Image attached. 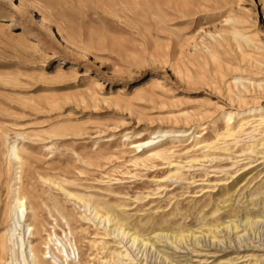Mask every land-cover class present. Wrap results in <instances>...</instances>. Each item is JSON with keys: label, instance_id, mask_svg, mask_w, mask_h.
Returning a JSON list of instances; mask_svg holds the SVG:
<instances>
[{"label": "rangeland", "instance_id": "rangeland-1", "mask_svg": "<svg viewBox=\"0 0 264 264\" xmlns=\"http://www.w3.org/2000/svg\"><path fill=\"white\" fill-rule=\"evenodd\" d=\"M233 32L251 39L249 45H254L243 50L264 67V0H0V212L16 183L15 165L4 154L16 144L25 163L23 188L43 211L47 232L58 218L55 204L66 206L76 219L77 209L58 188L46 185V176L69 179L76 185L65 187L80 194L110 192L108 200L126 203L133 219L144 225L139 230L143 234H198L202 224L264 215V169L259 163L264 148L256 142L257 156L241 155L250 142L246 135L241 141L218 142L211 151L215 160L210 156L191 164L192 154H185V148L193 138L174 141L171 160L185 165L179 182L158 181L172 168L164 162L153 168L134 166L126 146L130 141L123 138L184 130L212 141L215 122L222 131V113L264 106V91L256 89L246 101L234 103L225 85L211 76L220 61L225 84L234 87L237 77L251 86L264 84L263 69L239 60ZM214 55L220 59L208 62ZM152 79L159 86L145 97L142 92L150 93ZM183 113L192 118L187 125L174 119ZM235 158L246 159L236 165ZM248 163L253 166L244 171L241 167ZM242 174L249 176L243 185ZM77 221L72 227L80 233L83 263L104 264L109 251L92 242L98 239L96 230ZM8 224L0 217V235ZM62 230L68 231L59 222V236ZM184 254L167 263L148 248V261L186 264ZM218 255L216 264L235 257ZM190 257L187 264L199 263ZM207 259L199 264H214L215 257Z\"/></svg>", "mask_w": 264, "mask_h": 264}, {"label": "bare ground", "instance_id": "bare-ground-1", "mask_svg": "<svg viewBox=\"0 0 264 264\" xmlns=\"http://www.w3.org/2000/svg\"><path fill=\"white\" fill-rule=\"evenodd\" d=\"M250 40L251 39L248 37H244L243 33L233 32L234 48L239 52L240 56H238L240 58L238 59L240 61H245L244 64H246V62L247 64L254 63L259 67L255 66L258 68L257 70L262 71L263 69L262 72H264V67H261L260 64V66L258 65L259 59L256 61L252 58V55L251 57L247 56V52L243 50L246 47L249 48V46L254 45H249V43H251ZM34 45L36 46L37 44ZM215 45L218 46L219 44ZM217 57L218 56L216 55L209 57L208 62H210V60L215 61ZM215 62L217 66L212 67L211 76H213L216 83L225 85L227 95L231 102L246 101L247 94L251 93V91L254 92L256 89L264 91L263 83L251 86L249 84L250 82H247L248 80L243 81L245 79H240L238 77L234 80V87L228 83L225 84V79H223V69L225 67H222L220 61ZM239 63L241 64V62ZM207 65V62H205L204 66ZM227 71H229V69ZM232 71L230 70L229 73ZM234 71L232 73H234ZM149 86H151L149 89L150 93H147V91L142 92V95L145 97L150 96L154 91L153 89L159 85L154 81V79H152ZM220 118V121L223 124L222 131L220 132L219 129L216 128L215 122L213 124L214 136L212 141L205 139L201 140L199 139V135H195L190 131L187 132L184 130H156L153 131L147 138H143V134L140 133L136 134L135 137L134 135L125 134L123 136L124 140L130 141L126 144V146H129L130 153L133 154L130 157L129 162H131L134 166H141L145 168L157 167L158 164L154 163L158 161L164 162L167 167L172 168L158 181L179 182L184 180L181 175L185 169V165L175 163L171 160V158L174 153V143L180 142L181 138H184L185 140V137L189 135L193 138L190 144H188L190 146L185 148V154H192V157H190V160L188 161L190 164L200 162L201 159H209L210 156V160H215L218 157H215V152L211 151L216 150L215 146L218 142L223 141L226 143L227 140L241 141L240 138L244 135L249 138L250 142L246 145L245 143L243 144L245 145V148L241 152V155L257 156L258 153L255 150L256 142L261 146V148H264V106L249 109L248 111L242 113H233L231 111L224 112L221 114ZM174 119L176 122L181 121L187 125L192 118L187 113H183L174 116ZM2 136L0 135V143H2L1 141L3 140ZM257 136L258 138H256ZM166 141H168V143ZM221 150L225 152L229 149L222 148ZM4 155L9 160L8 162H13L15 165L16 174L14 175L16 183L15 188L12 190L11 201L5 205L4 211L0 212V217L3 216L7 218L9 223L8 228L3 230L4 232L0 235L1 264H84L80 248L81 241L78 239V234L80 233H77L75 228L72 227L73 223L76 222L77 219V222H80L87 227H94L96 230L94 236L98 237V239H93L92 242L94 244L101 245L109 251V255L103 261L104 264H149L148 248H151L152 251L156 252V258L158 261L162 260V262L167 263H172L174 258L179 259L178 253H185L184 255L186 259L184 260L186 264L192 261L190 256L197 258V262L199 263L206 262L209 257H215L212 263L216 264L215 261H217L216 257L219 256L218 254H222L223 256L235 255V257L221 259L220 264H234L237 260L241 259H243V262L249 261V264L252 262V264H264V215L257 216L255 218L246 216L243 220L230 218L226 222L213 225L202 224L201 227L198 228V234L193 231L185 233L178 230L169 233L164 231L143 234L140 233L139 230L144 228V225L139 220L133 219L132 215L129 214L126 203L110 202L108 200L107 196H110V192L103 195H93L94 193L90 194L86 193V191L84 192L85 194H80L82 192L78 193V190L74 191L65 187V184L76 185L75 183L70 182L69 179L58 178L56 180H52L46 179V176L45 180L43 176L42 178L44 179V182H46V185L49 183L58 188L63 193L66 201L70 202L74 209H77L75 214L77 216L76 219L71 212L66 211V206L64 207L58 203L55 204L54 208L58 218L54 219L55 224L52 226V232H47L46 227H44L46 222H42L44 221L42 220L41 215L43 211L39 205L34 202L30 193L25 191L23 188L24 176L22 175V170L25 167V163L17 145H10ZM259 158L262 159L259 163L264 169V156ZM231 159L232 158H229L228 160ZM245 159L246 158L237 160L235 158L234 163L238 165L239 162ZM252 166L253 165L251 163H248L241 168L244 169V171H247ZM244 175L242 174L241 176L243 177ZM0 178H2L1 175ZM247 179H249V176L246 175L241 185H243ZM238 181L239 179H236L233 183L236 185ZM80 185L83 186V184ZM88 187L89 186H85V188ZM225 188L227 189V187ZM225 191L226 190H224V192ZM38 199H41V197H38ZM134 200H136V197ZM44 209L47 210L46 208ZM220 210L221 209H218L214 212V214L218 213ZM50 216L55 217L51 212ZM59 222L64 223L66 229L68 230H62L63 236H59L56 232V227L59 226ZM80 228L83 229V227ZM42 233H46V237L43 236ZM157 243L162 244L163 248L157 249ZM256 252H259L260 255L255 254ZM7 256H9V261H6ZM202 257L207 258L202 259ZM177 262L178 261L176 260L175 264H177Z\"/></svg>", "mask_w": 264, "mask_h": 264}]
</instances>
